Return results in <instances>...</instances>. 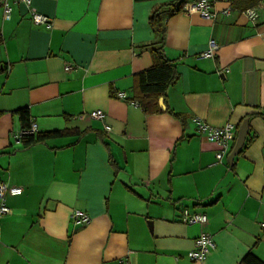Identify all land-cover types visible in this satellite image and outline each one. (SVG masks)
<instances>
[{
  "label": "crops",
  "instance_id": "0c3cea01",
  "mask_svg": "<svg viewBox=\"0 0 264 264\" xmlns=\"http://www.w3.org/2000/svg\"><path fill=\"white\" fill-rule=\"evenodd\" d=\"M6 1L0 183L21 193L4 197L0 264H238L248 252L264 262V0H208L213 20L174 12L171 0ZM246 9L257 12L254 23ZM31 10L51 28L34 24ZM155 11L161 34L149 24ZM210 40L218 48L203 59ZM160 42L177 79L158 100L161 112L149 115L131 102ZM19 109L37 133H86L24 148ZM196 119L235 126L220 161ZM245 120L244 145L229 165ZM184 209L207 222L183 224ZM75 210L89 216L87 226L72 225ZM202 233L214 248L190 261Z\"/></svg>",
  "mask_w": 264,
  "mask_h": 264
},
{
  "label": "built area",
  "instance_id": "2783aa9c",
  "mask_svg": "<svg viewBox=\"0 0 264 264\" xmlns=\"http://www.w3.org/2000/svg\"><path fill=\"white\" fill-rule=\"evenodd\" d=\"M18 3L25 4L28 8H30L31 0H16ZM0 7L3 9V14L5 18H8L10 13V7L6 0H0ZM183 12L192 14L196 13L200 16V18L205 20H213L215 18V13L212 11V4L208 0H194L191 3L184 5ZM227 11H224L223 14H227ZM244 15L253 23L256 21L258 15L254 9H246ZM31 19L36 25H44L47 29L51 28L49 20L47 17L37 14L31 10ZM218 46L214 40H210L208 42L207 50L199 55V57L203 59H210L213 57L214 52L217 50ZM72 70V67L66 66L65 71ZM121 98H124L123 94H119ZM131 104L136 105V103L131 102ZM92 119L102 120L103 113L101 111H94L90 114ZM195 124L197 127V131L204 135L206 139L215 144L218 147V152L216 154L217 161H220L224 154L229 152L230 145L234 140L235 134V126L231 123H228L220 128H212L203 123L202 121L196 119ZM105 130H109V127L106 126ZM37 129L34 123L30 124V127L22 132L20 131L16 136V139L20 141L22 135L25 134H36ZM21 193L20 188L8 187L4 183H0V217L7 214L9 209L4 204V197L6 194L9 195H19ZM181 222L185 225H194V224H205L207 222V217L204 214L192 213L187 209L182 210L181 212ZM70 221L75 227H84L90 223V218L87 214L75 210L70 214ZM261 227L264 228V222L261 223ZM214 248L212 238L206 234H200L197 239L194 241L193 247L187 253V257L190 261L193 262H201L203 261L210 253V251ZM124 264H130L125 262Z\"/></svg>",
  "mask_w": 264,
  "mask_h": 264
},
{
  "label": "trees",
  "instance_id": "16d2710c",
  "mask_svg": "<svg viewBox=\"0 0 264 264\" xmlns=\"http://www.w3.org/2000/svg\"><path fill=\"white\" fill-rule=\"evenodd\" d=\"M175 4V11L178 12L183 8L182 0H171ZM161 12L155 11L149 18V24L155 33H162ZM1 42V39H0ZM162 42L160 46L153 49V58L155 63L145 71L136 75V95L133 97V102L141 107L146 114H157L161 110L158 106L159 98L165 96L167 88L172 85L177 79V73L173 64L169 63L162 54ZM20 122L21 131H26L30 124V115L27 109H19L14 112ZM86 133L69 130H55L44 133L25 134L20 138L24 148L33 147L45 143L47 140L58 139L69 135L82 136ZM238 264H264L252 252H248Z\"/></svg>",
  "mask_w": 264,
  "mask_h": 264
},
{
  "label": "water",
  "instance_id": "95a60500",
  "mask_svg": "<svg viewBox=\"0 0 264 264\" xmlns=\"http://www.w3.org/2000/svg\"><path fill=\"white\" fill-rule=\"evenodd\" d=\"M248 133V125H247V121H243V123L240 125L237 135H236V139L234 141L233 147L227 157V162L229 165H231L233 163V159L234 157L239 153V151L242 149L246 136Z\"/></svg>",
  "mask_w": 264,
  "mask_h": 264
}]
</instances>
